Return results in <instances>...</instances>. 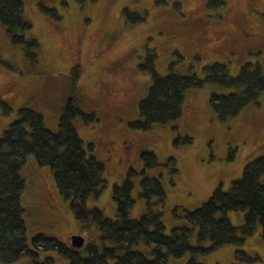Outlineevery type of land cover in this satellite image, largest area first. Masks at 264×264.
<instances>
[{
	"label": "rangeland",
	"instance_id": "1",
	"mask_svg": "<svg viewBox=\"0 0 264 264\" xmlns=\"http://www.w3.org/2000/svg\"><path fill=\"white\" fill-rule=\"evenodd\" d=\"M174 1L22 0L25 16L31 22L24 36L39 42L37 50L32 49L38 54L35 59L27 55L25 44L11 41L0 23V58L11 65L0 63V99L11 107L5 113L0 106V136L23 106L41 113L44 125L57 131L66 99L74 97L83 112H93L97 118L85 123L77 116L72 123L87 155L104 164L106 180L99 195L86 200L87 207H99L105 216L114 218L113 185L120 184L127 170L133 168L137 174L133 177L134 203L129 217L139 218L146 210L145 199L139 196L144 170L148 176L159 177L165 190L163 205L154 203L152 208L161 213L167 233L185 221L174 217L175 207L181 210L180 216L182 208L199 207L219 184L227 190L231 181L241 176L247 162L264 154V93L257 104L220 120L209 105V96L213 91L229 90L205 83L185 92L177 119L145 130L129 126V122L139 119L138 102L152 82L149 72L138 67L146 56V47L154 50L155 69L162 75L169 72L170 64L177 73L202 77L203 66L212 62L225 64L231 75H236L246 61L264 63V0H226V7L217 11L208 10L205 0H180V10ZM40 3L55 9L58 19L44 11ZM125 7L141 14L144 20L130 23L123 13ZM74 65L79 67L78 78L72 71ZM185 136L191 142L183 143ZM177 137L181 140L175 144ZM88 143L93 144L91 149ZM145 150L156 154L157 166L144 167L141 153ZM169 157L176 162L178 171L174 176L165 165ZM21 173L25 182L21 205L29 246L37 233L55 237L67 246H72V235H81L83 244L72 247L82 255L87 243L100 244L95 226L82 227L69 201L60 196L49 167L38 166L30 155ZM261 180L264 182V175ZM244 214L242 210L229 211L227 217L232 225L241 226ZM261 234L257 223L240 247L225 245L196 258L203 264H233L235 250L242 248L264 261ZM196 235L195 230L192 245H198ZM136 248L150 251V246L142 243ZM46 255H51L55 264H68L55 252L41 257ZM190 255L169 256L168 264H186ZM28 262L24 256L11 264Z\"/></svg>",
	"mask_w": 264,
	"mask_h": 264
},
{
	"label": "trees",
	"instance_id": "2",
	"mask_svg": "<svg viewBox=\"0 0 264 264\" xmlns=\"http://www.w3.org/2000/svg\"><path fill=\"white\" fill-rule=\"evenodd\" d=\"M164 0H156L163 2ZM180 0L174 1L180 10ZM226 0H205V7L211 11L222 10ZM40 7L58 19L53 8ZM123 13L130 23H139L144 17L131 12L126 7ZM0 23L15 44H25L27 55L35 59L39 46L36 38L26 40L24 33L31 29V22L25 16L22 0H0ZM180 57L177 51L174 52ZM156 54L146 47V56L138 67L149 72L152 82L146 95L138 102L139 119L129 122L131 128L145 130L154 124H165L177 119L182 112L185 92L199 88L205 83L218 85L228 92H211L209 105L216 117L226 120L237 115L245 106L257 104L264 93V63L246 61L236 75H231L225 64L212 62L203 66V76L195 73L180 74L169 65L167 74H159L155 69ZM0 63L11 68L0 58ZM75 78L80 75L79 67L74 65ZM63 111L58 119L57 131L44 125L43 116L30 107L17 109V117L11 121L0 136V262L11 264L27 256V264H55L51 255L41 257L46 252H55L68 260V264H168V257L179 258L190 252L186 264H203L197 255L208 254L225 245L240 247L259 223L262 229L264 247V154L247 162L238 179L232 180L227 190L219 184L193 210L175 207V218H183L182 225L172 226L167 233L161 219V213L153 210L154 203L163 205L166 193L159 177L148 176L143 170L139 196L145 199L146 210L139 218L129 217V210L134 203L132 198L133 177L137 172L129 168L120 184H114L111 198L115 205V217L104 215L99 207H87L89 196L97 197L104 188V164L92 155H87L85 144L77 133L72 120L80 116L85 123L97 118L93 112H83L74 97L66 99ZM0 106L8 113L11 107L2 99ZM181 140L177 137L175 144ZM183 143L191 142L185 136ZM88 148L93 147L88 143ZM32 155L40 167H49L58 192L68 200L75 218L82 227L95 226L99 242H89L85 246V255L79 249L67 246L55 237L43 233L35 234L29 246L26 237V225L23 219L21 197L25 182L21 173L23 164ZM231 157V153L228 154ZM145 168L159 164L156 154L151 150L141 153ZM176 162L169 157L166 168L174 176L177 173ZM177 209V211H176ZM242 210L244 222L234 226L227 217V212ZM197 231L198 245L191 244V237ZM110 242L106 245L104 242ZM208 241V245H202ZM150 246L145 253L136 248L139 244ZM233 264H256L261 261L258 254H249L242 248L234 252Z\"/></svg>",
	"mask_w": 264,
	"mask_h": 264
},
{
	"label": "water",
	"instance_id": "3",
	"mask_svg": "<svg viewBox=\"0 0 264 264\" xmlns=\"http://www.w3.org/2000/svg\"><path fill=\"white\" fill-rule=\"evenodd\" d=\"M70 239H71V245L75 247L81 246L84 242V238L78 234L72 235Z\"/></svg>",
	"mask_w": 264,
	"mask_h": 264
}]
</instances>
